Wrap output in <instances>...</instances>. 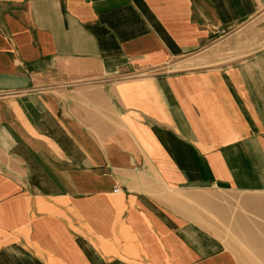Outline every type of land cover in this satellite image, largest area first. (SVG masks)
Masks as SVG:
<instances>
[{"label": "crops", "instance_id": "crops-1", "mask_svg": "<svg viewBox=\"0 0 264 264\" xmlns=\"http://www.w3.org/2000/svg\"><path fill=\"white\" fill-rule=\"evenodd\" d=\"M0 264H264V0H0Z\"/></svg>", "mask_w": 264, "mask_h": 264}, {"label": "built area", "instance_id": "built-area-1", "mask_svg": "<svg viewBox=\"0 0 264 264\" xmlns=\"http://www.w3.org/2000/svg\"><path fill=\"white\" fill-rule=\"evenodd\" d=\"M116 191H119V189H116Z\"/></svg>", "mask_w": 264, "mask_h": 264}]
</instances>
